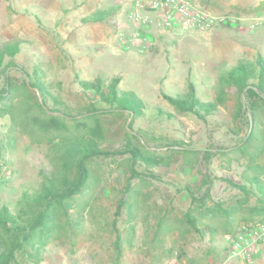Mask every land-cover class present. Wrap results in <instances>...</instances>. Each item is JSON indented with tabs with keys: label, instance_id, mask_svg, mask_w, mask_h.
<instances>
[{
	"label": "rangeland",
	"instance_id": "374dc122",
	"mask_svg": "<svg viewBox=\"0 0 264 264\" xmlns=\"http://www.w3.org/2000/svg\"><path fill=\"white\" fill-rule=\"evenodd\" d=\"M196 1L242 26L254 20L259 25L203 33L161 29L150 47L139 51L118 40V24L128 9L124 0H0V44L16 42L20 48L3 59L13 64L4 73L13 94L0 99V207L17 215L22 193L38 191L40 170L54 165L51 149L61 133L97 132L103 126L113 141L110 152L123 149L122 141L159 160L144 169L129 153L91 159L87 185L58 209L54 229L42 231L32 243L36 247L25 246L12 264H242L230 255L224 237L264 217L259 187L247 182L257 175L264 188V111L252 119L254 138L244 153L237 146L250 117L233 86L225 87L224 101L203 117L178 111L165 95L180 97L190 83L201 100L214 101L226 64L253 59L258 51L264 56V0ZM99 75L119 76L122 89L143 102L142 113L133 119L113 112L80 115L95 100L77 81ZM36 77L57 100L49 99V106L75 116L61 119L57 130L45 131L34 120L50 114L47 106L36 105L41 94L28 83ZM135 169L138 176L131 175ZM186 188L195 199L207 197L204 207L191 205ZM188 211L202 234L185 222ZM245 264H264V244Z\"/></svg>",
	"mask_w": 264,
	"mask_h": 264
},
{
	"label": "trees",
	"instance_id": "16d2710c",
	"mask_svg": "<svg viewBox=\"0 0 264 264\" xmlns=\"http://www.w3.org/2000/svg\"><path fill=\"white\" fill-rule=\"evenodd\" d=\"M19 49L16 42L0 44V74H4L6 69L13 65L11 62L4 64V57L6 55L14 56ZM4 76L6 77V84L0 90V99L5 98V100H8L13 94L12 83L7 74H4ZM119 81V76L105 78L100 75L91 80L79 79L77 84L82 93L85 95L91 93L92 99L95 100V103L89 101L84 106L85 111L80 113V115L92 117L104 112H113L117 114V117L126 115L131 117V119L140 115L142 113L141 110L144 108L143 102L133 92L122 89ZM28 83L41 94V99L36 100V105L39 109L41 110L46 106L50 108V114L47 119L43 120L37 116L34 118L41 129L45 131L57 130L63 127L61 119L65 120L75 117L70 112L59 110L60 108L56 106L54 107L55 110L49 106L50 100L56 104L57 100L51 96V93L42 85L38 77L33 81L29 80ZM227 86L235 88L239 95V100L245 103V108L249 111V131L237 146L240 152L245 153L247 152L248 142L254 138L252 119H256L261 111H264V56L260 51L257 52L253 59L240 57L235 64H226L224 66L218 75V94L214 101L201 100L196 94L195 87L190 83L187 91L182 96L165 95V97L178 111H187L203 117L214 112L217 106L224 101V89ZM7 110L14 121L12 108H7ZM54 112L59 113V115H53ZM80 125L81 127H86V122L82 120ZM108 135L109 131L103 126H98L97 132L59 134V139L53 144L51 149L53 151L52 159H54V165L50 169L41 168L42 181L38 191L34 194H29L26 191L22 193L17 215L11 213L6 205L0 207V264H12L16 255L24 250L25 246L36 247V244L33 245L32 243L42 231L48 230L50 232V230L54 229L53 224L57 222L58 209L62 210L64 201L79 193L87 185V180L90 176L89 162L94 157L115 153H129L133 163L140 164L144 169L159 164L157 158L144 155L137 147L129 148L122 141L120 145L123 149L110 152V144L113 141H108ZM138 173L139 171L135 169L131 175L138 176ZM247 182L259 187L258 192L262 195V198L258 199L261 204L258 209L263 208L264 188L260 177L253 175L248 178ZM202 183L201 187L204 186ZM238 185L244 192L246 187L243 184ZM186 189L191 197V205L194 204L195 207L200 209L204 207L207 197L202 196L199 200L195 199L191 189ZM205 194L208 195L207 188L205 189ZM120 199L122 200L123 197L121 196ZM120 205H122L121 201L119 202V207ZM209 211L210 213L214 212L212 208L208 207L207 212ZM228 213L230 212L227 211ZM184 218L193 231L201 234L204 232L192 212L184 213ZM111 224L115 234H117L115 223L111 222Z\"/></svg>",
	"mask_w": 264,
	"mask_h": 264
},
{
	"label": "built area",
	"instance_id": "2783aa9c",
	"mask_svg": "<svg viewBox=\"0 0 264 264\" xmlns=\"http://www.w3.org/2000/svg\"><path fill=\"white\" fill-rule=\"evenodd\" d=\"M128 5L125 21L118 24V40L123 48L139 51L150 47L154 33L161 29L209 32L218 26L229 25L237 30H253L254 20L242 26L235 17L214 12L196 0H124ZM230 255L242 264L250 263L260 245L264 244V217L252 226L226 234Z\"/></svg>",
	"mask_w": 264,
	"mask_h": 264
}]
</instances>
